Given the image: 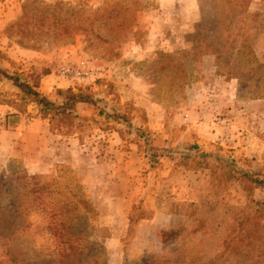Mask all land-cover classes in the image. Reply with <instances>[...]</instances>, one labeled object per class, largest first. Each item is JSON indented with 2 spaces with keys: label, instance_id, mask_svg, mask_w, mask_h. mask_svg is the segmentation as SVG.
<instances>
[{
  "label": "rangeland",
  "instance_id": "1",
  "mask_svg": "<svg viewBox=\"0 0 264 264\" xmlns=\"http://www.w3.org/2000/svg\"><path fill=\"white\" fill-rule=\"evenodd\" d=\"M235 1L0 0V68L39 82L53 101L71 89L98 103L80 105V119L54 131L0 75V183L14 187L22 169L59 177L62 186L81 182L95 208L94 241L105 249L100 264H167L181 248L184 264H264L263 240L239 242L235 254L225 247L238 243L234 231L264 225L256 217L239 225L240 212H251L243 190L183 164L221 157L264 180V0L240 3L247 10L239 21L229 16L238 14ZM26 6L29 36L21 33ZM105 10L114 11L108 21L100 19ZM243 39L260 64L247 63ZM70 63L104 75L50 92L48 76L62 77L61 65ZM255 199L264 202V191ZM185 203L204 207L199 216L173 207ZM46 224L44 211L31 214L28 248L51 243Z\"/></svg>",
  "mask_w": 264,
  "mask_h": 264
},
{
  "label": "trees",
  "instance_id": "2",
  "mask_svg": "<svg viewBox=\"0 0 264 264\" xmlns=\"http://www.w3.org/2000/svg\"><path fill=\"white\" fill-rule=\"evenodd\" d=\"M235 2L238 4L237 6H240V3L243 6L249 1L236 0ZM26 3L29 5L39 2L28 1ZM242 6L238 8L239 10L234 9L235 12L238 11L237 16L233 17V13H230L231 20L234 18V20L239 21L242 18L240 14L247 10ZM29 7L24 8L25 14L20 19V22H24L23 25L26 28L21 33L26 36H29L30 33L28 29L30 24L28 21L25 22V19H30L27 16ZM113 12L109 13L105 10L102 12L100 19L110 20L113 17ZM79 29L78 27L77 30ZM62 30L66 31L67 29L62 27ZM233 36L231 33L226 37L232 38ZM56 39L63 43L73 40V38H64L61 35ZM222 41L221 37L214 40V42H218L219 46ZM203 42L206 43V40ZM246 51L250 54L247 61L249 65L260 64L251 42H248V39H243L242 52L246 53ZM221 54V50L218 48L216 55L220 56ZM0 75L13 81L27 102L35 104L39 108L42 119L49 121L51 130L55 131L58 127L70 128L73 122L80 119L77 113V108L80 105L84 104L98 108V103L90 93H76L71 89L67 91L60 90L57 93V99L53 101L40 93L39 82L37 81L31 83L23 80L19 75H10L1 68ZM231 79H238V77H231ZM258 98H264V95H260ZM59 100H61L60 103ZM103 112L101 110L100 114H104ZM106 116L109 118V115ZM118 118L122 119L123 117ZM154 150H156L155 147ZM213 159L214 162L195 157L191 162L192 164L186 161H183V164L187 171L196 174L200 173L207 176L210 172L211 178L214 176L215 180L219 181L221 185L222 183L225 185L237 183L246 195L248 207L251 208L250 213L246 210L240 212V217L236 219L239 221V225L250 222L251 217H256L262 222L264 219V202L259 203L255 199V193L257 190L264 191V180L236 169L229 161H225L226 159L221 157H214ZM218 170L221 174L217 175L216 171ZM13 178L14 187L8 183L6 185L0 183V264H100V260L105 256L103 253L105 249L101 243L94 241L91 218L95 213V208L81 182H68L62 186L59 183V177L31 176L25 169L15 172ZM186 206L188 210H191L192 215L196 216L201 214V209L204 207L196 203L173 205V207ZM36 211L46 213V227L51 243L41 247L28 248V245L26 246L24 243L27 242L26 235L31 231V214ZM258 226L259 229L252 231L242 228L239 231H234L237 233H232L229 236L237 234L233 239L238 243L233 245L232 248L230 245L225 247L235 254L242 250L239 242L247 241L251 244L259 240L264 241V225L260 224ZM202 228L196 229L194 234L202 232ZM205 233L209 234V231ZM183 240L187 239H181V241ZM184 251L183 248L177 250L176 256L180 257L179 260L167 262V264H184V260L181 258ZM193 264L205 263H200L195 259Z\"/></svg>",
  "mask_w": 264,
  "mask_h": 264
},
{
  "label": "built area",
  "instance_id": "3",
  "mask_svg": "<svg viewBox=\"0 0 264 264\" xmlns=\"http://www.w3.org/2000/svg\"><path fill=\"white\" fill-rule=\"evenodd\" d=\"M59 72L62 77L75 81L85 82L89 79H99L104 75L103 71H97L91 67H82L75 64H62Z\"/></svg>",
  "mask_w": 264,
  "mask_h": 264
},
{
  "label": "crops",
  "instance_id": "4",
  "mask_svg": "<svg viewBox=\"0 0 264 264\" xmlns=\"http://www.w3.org/2000/svg\"><path fill=\"white\" fill-rule=\"evenodd\" d=\"M54 76H55V74H51L50 76H48V82H51L52 84L51 85H46V87H47V89H49V91L51 92L52 90H55L56 88H69L70 86H72L73 85V82L72 81H70V80H68V79H65L64 77H59V76H57V77H55L54 78ZM232 81H235V79L234 80H232ZM237 81V80H236ZM41 87V86H40ZM46 89V88H45ZM42 90H44V88L42 87L41 88V91ZM53 93V92H52ZM252 103H254L255 101H251ZM258 102H264V100H258ZM230 125L231 126H234V125H236V122H233V119L232 120H230ZM239 128L240 129H245V128H247V127H245V126H239ZM239 128H238V130H239ZM8 134V133H7ZM14 136H18V134H14ZM215 136V135H214ZM24 138L26 139L27 138V135H24ZM40 138V137H39ZM23 148H24V152H31L30 150H31V148L29 149V147L28 146H23ZM130 161H127L126 162V164H128ZM122 165H125V163L124 164H122ZM156 213V216H158V215H160V216H164V215H167L168 216V214H165L164 212H161V211H156L155 212ZM152 223L153 224H157L156 223V221L154 222V220H152Z\"/></svg>",
  "mask_w": 264,
  "mask_h": 264
}]
</instances>
